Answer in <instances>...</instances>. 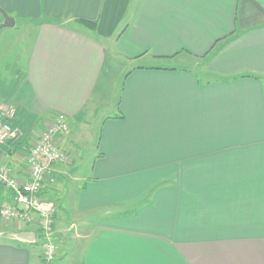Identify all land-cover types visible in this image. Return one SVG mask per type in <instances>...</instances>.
Returning <instances> with one entry per match:
<instances>
[{"label":"crops","instance_id":"crops-1","mask_svg":"<svg viewBox=\"0 0 264 264\" xmlns=\"http://www.w3.org/2000/svg\"><path fill=\"white\" fill-rule=\"evenodd\" d=\"M0 10L34 32L8 94L15 116L31 136L45 130L40 117L68 124L55 143L69 161L51 164L40 191L56 206L52 264H264V0H0ZM80 19L129 63L155 64L126 72L96 139L111 61L70 26ZM19 50L0 41V60ZM177 58L190 66L161 65ZM15 143L0 146V164L25 181L29 153ZM0 205H13L2 184ZM41 242L35 214L0 218V264H40Z\"/></svg>","mask_w":264,"mask_h":264},{"label":"built area","instance_id":"built-area-1","mask_svg":"<svg viewBox=\"0 0 264 264\" xmlns=\"http://www.w3.org/2000/svg\"><path fill=\"white\" fill-rule=\"evenodd\" d=\"M67 130L66 118L59 114L54 121L48 123L36 140L32 141L26 157L29 173L27 180L16 179L0 164V184L10 191L13 203L12 206L0 205V218L24 223L30 220L31 214L37 216L42 241L40 264H52L57 249L53 229L56 206L53 201L42 197L40 191L51 164L67 161V154L55 143L56 136ZM15 137L16 130L8 122L0 120V146Z\"/></svg>","mask_w":264,"mask_h":264},{"label":"rangeland","instance_id":"rangeland-1","mask_svg":"<svg viewBox=\"0 0 264 264\" xmlns=\"http://www.w3.org/2000/svg\"><path fill=\"white\" fill-rule=\"evenodd\" d=\"M2 11L6 12L5 10H0V22L1 23L3 22L1 21L3 19L1 15ZM69 24L71 27H75L87 34L93 35L94 37L102 41L106 47L107 60L109 63L111 61V67H109V72L106 74V80L104 83L106 90H104V93H101V98L96 108L92 107V111H95L94 113H96V117L93 120L91 119L90 115L92 111H88V117H86L87 120H92L91 121L92 126L89 128L90 137L96 139L101 121L104 118L108 116H112L114 113H116L117 101L121 93V89L123 87V81H124L126 72L130 68L135 67L136 65H141L144 63L146 65H155V64H149L148 61H150L151 59L150 60H147V59L134 60L131 63H129L127 60L124 59V56L122 52L120 51V49L118 48V46L112 43L113 39L111 40L107 38H102L96 33L95 30H92V29L87 28L86 26L80 25L75 21H72ZM2 30H5V31H1L0 33V41H2V43L18 42L20 46V50L18 51V53L16 54L15 52L10 53L9 56L4 57L3 60H0V120L3 121V118H8V117L11 118L15 115L17 106L14 105L11 101H8V97H9L8 94L12 91L13 88L15 89L16 82H15V79H13V76H15L16 70L17 69L22 70V68L26 66L27 59H28L27 57H29L28 52L33 42L34 32L32 31V29L29 30V28L24 27V25L19 20L16 21L15 27H5ZM161 65L173 66V67H184V66H190V61H188L187 59L177 58L172 61L162 62ZM200 77L202 76L200 75ZM206 79H209V78H206ZM54 120L55 118L51 120V118L44 119L40 117V122H39L40 124H38L37 127H40L38 129L42 131V129L43 130L45 129L44 121L52 122ZM11 127L14 130H16L17 137L22 136L23 133L20 128H17L16 126H12V125ZM38 134L39 133H35V132L33 136H31L30 134L31 140L32 141L36 140V138L38 137ZM15 138H12L11 140ZM134 209L135 208H132V211Z\"/></svg>","mask_w":264,"mask_h":264},{"label":"trees","instance_id":"trees-1","mask_svg":"<svg viewBox=\"0 0 264 264\" xmlns=\"http://www.w3.org/2000/svg\"><path fill=\"white\" fill-rule=\"evenodd\" d=\"M78 22L83 24L84 26H86L89 29L94 30L96 28V23L94 21H87V20L80 19V20H78ZM247 76H250V75H241L240 77H247ZM235 78H237V77L236 76L232 77V79H235ZM15 113H16V111H15ZM3 121L8 122L12 126H16L17 128H20L22 133H23L22 136L17 137L13 140H9V141H7V143H10L12 141L14 143L16 142L15 144L20 146V149L23 150V153H27V152L29 153V150L31 147V145H30V142H31L30 134L35 130L36 127L32 126L30 128H27L25 125L22 124V121L20 119H18L17 115L16 116L14 115L11 118H9V117L3 118ZM59 134H61V133H59ZM67 161H69L68 157H67ZM59 162H61V161H59ZM63 162H66V161H63Z\"/></svg>","mask_w":264,"mask_h":264},{"label":"water","instance_id":"water-1","mask_svg":"<svg viewBox=\"0 0 264 264\" xmlns=\"http://www.w3.org/2000/svg\"><path fill=\"white\" fill-rule=\"evenodd\" d=\"M1 15L3 17V22L0 25V28L5 27H13L14 26V19L8 15L6 12L2 11Z\"/></svg>","mask_w":264,"mask_h":264}]
</instances>
